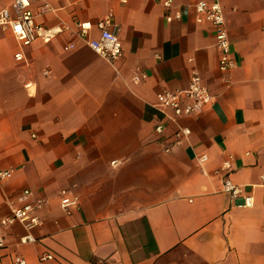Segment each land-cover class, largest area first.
<instances>
[{"label":"crops","instance_id":"1","mask_svg":"<svg viewBox=\"0 0 264 264\" xmlns=\"http://www.w3.org/2000/svg\"><path fill=\"white\" fill-rule=\"evenodd\" d=\"M196 1L34 0L35 21L58 32L27 47L0 27V170L11 171L0 218L24 189L43 200L36 241L19 244L25 230L13 225L0 264L15 254L27 264H264V0H218L236 61L227 71ZM107 16L122 45L114 62L78 28L88 21L97 37ZM193 73L211 105L156 135V95ZM177 127L190 133L165 152ZM226 176L250 207L223 191ZM63 192L76 207H61ZM46 253L53 259L40 260Z\"/></svg>","mask_w":264,"mask_h":264},{"label":"built area","instance_id":"2","mask_svg":"<svg viewBox=\"0 0 264 264\" xmlns=\"http://www.w3.org/2000/svg\"><path fill=\"white\" fill-rule=\"evenodd\" d=\"M60 1V0H55ZM165 9L172 7L173 0H155ZM34 0H12L11 3L0 9V27L7 28L21 47H27L35 41L48 43L58 32L52 28L35 21L33 11ZM126 2V0H121ZM195 13V21L197 23H208L213 27L215 45L218 50V69L220 71L231 70L236 67V61L232 56L230 42L225 26V20L221 5L218 0H197L193 5ZM181 12L175 13V17L179 18ZM168 18H170L168 16ZM95 27L98 31L97 37H88V31L91 23L88 21L78 23L80 35L87 37L88 46L103 59L114 62L122 55V45L118 36V26L113 22L110 16L104 17L96 22ZM73 44H68L65 49H70ZM16 61H23L24 55L22 51L14 54ZM146 77L145 73L133 76V81L138 82ZM212 95L203 83L201 77L197 73H193L183 88L174 90H163L156 95L155 108L161 114L158 122L154 126L156 135H163L166 124L176 123L179 118L199 113L212 103ZM190 130L186 127H177L172 133V140L168 142L163 150L168 152L170 148L180 142L183 137L189 135ZM35 136L34 134L32 135ZM115 161H112L114 163ZM229 165L224 162L221 169H228ZM11 174L10 170H0V180L7 178ZM260 185L264 187V168L260 175ZM222 189L233 198H240L241 202L237 206L250 207L252 199L249 195H243L242 189L233 183L227 176L223 178ZM30 192L24 189L19 197V204L11 209V212L0 218V250L6 247V233L10 227L20 224L25 233L18 239L19 244L34 243L35 237L31 231L40 223L37 215L43 205V200L34 201L27 200ZM61 207L68 210L70 207L77 206L78 199L76 196L69 197L64 194L60 201ZM40 260L53 259L50 253L41 254ZM12 264H27L26 260L15 254L12 257Z\"/></svg>","mask_w":264,"mask_h":264}]
</instances>
